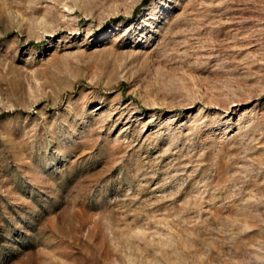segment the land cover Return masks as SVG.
<instances>
[{
	"label": "rangeland",
	"instance_id": "rangeland-1",
	"mask_svg": "<svg viewBox=\"0 0 264 264\" xmlns=\"http://www.w3.org/2000/svg\"><path fill=\"white\" fill-rule=\"evenodd\" d=\"M0 264H264V0H0Z\"/></svg>",
	"mask_w": 264,
	"mask_h": 264
}]
</instances>
